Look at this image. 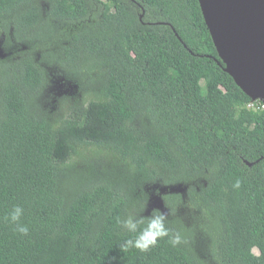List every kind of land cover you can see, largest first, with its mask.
Instances as JSON below:
<instances>
[{
	"label": "trees",
	"instance_id": "obj_1",
	"mask_svg": "<svg viewBox=\"0 0 264 264\" xmlns=\"http://www.w3.org/2000/svg\"><path fill=\"white\" fill-rule=\"evenodd\" d=\"M252 102L199 0H0V264H264ZM155 209L186 242L122 248Z\"/></svg>",
	"mask_w": 264,
	"mask_h": 264
},
{
	"label": "water",
	"instance_id": "obj_2",
	"mask_svg": "<svg viewBox=\"0 0 264 264\" xmlns=\"http://www.w3.org/2000/svg\"><path fill=\"white\" fill-rule=\"evenodd\" d=\"M199 2L226 72L249 97L264 102V0Z\"/></svg>",
	"mask_w": 264,
	"mask_h": 264
},
{
	"label": "clouds",
	"instance_id": "obj_3",
	"mask_svg": "<svg viewBox=\"0 0 264 264\" xmlns=\"http://www.w3.org/2000/svg\"><path fill=\"white\" fill-rule=\"evenodd\" d=\"M241 180L236 179L233 183V188H240ZM24 209L21 206H14L13 209L5 217L13 224L14 231L27 236L29 227L21 223V217ZM170 213L161 212L158 209L153 210L149 216H141L135 212H131L126 218L118 221L122 228L129 233H134V238L126 239L121 245L125 250L129 248L138 249L141 252H147L150 248L157 245L158 241L168 237V242L173 246H179L186 242L183 234L180 231L173 230L168 223Z\"/></svg>",
	"mask_w": 264,
	"mask_h": 264
},
{
	"label": "rangeland",
	"instance_id": "obj_4",
	"mask_svg": "<svg viewBox=\"0 0 264 264\" xmlns=\"http://www.w3.org/2000/svg\"><path fill=\"white\" fill-rule=\"evenodd\" d=\"M67 87H70V85L64 81L63 79H58L56 82V87H55V99L61 100L63 95L65 94V89ZM67 93V92H66ZM150 207H156L163 209L162 201L157 197V194H154L153 199L151 201ZM257 252V250H256Z\"/></svg>",
	"mask_w": 264,
	"mask_h": 264
},
{
	"label": "built area",
	"instance_id": "obj_5",
	"mask_svg": "<svg viewBox=\"0 0 264 264\" xmlns=\"http://www.w3.org/2000/svg\"><path fill=\"white\" fill-rule=\"evenodd\" d=\"M260 102H262V104H260V106L262 108H264V102L262 100H259V99L253 100V102L250 104V106L252 107V106H254L255 103H260Z\"/></svg>",
	"mask_w": 264,
	"mask_h": 264
}]
</instances>
